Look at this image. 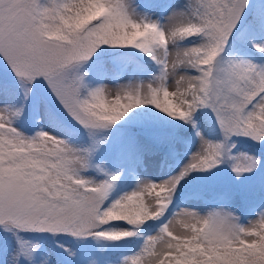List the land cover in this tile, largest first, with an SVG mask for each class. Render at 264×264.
I'll return each mask as SVG.
<instances>
[{"label":"snow or ice","instance_id":"1","mask_svg":"<svg viewBox=\"0 0 264 264\" xmlns=\"http://www.w3.org/2000/svg\"><path fill=\"white\" fill-rule=\"evenodd\" d=\"M69 262L264 264V0H0V264Z\"/></svg>","mask_w":264,"mask_h":264},{"label":"rangeland","instance_id":"2","mask_svg":"<svg viewBox=\"0 0 264 264\" xmlns=\"http://www.w3.org/2000/svg\"><path fill=\"white\" fill-rule=\"evenodd\" d=\"M109 71L112 73H118L119 69L110 68ZM22 130L27 131V129L25 128H22ZM29 134H31V132H29ZM195 149H196V144L193 143L191 148L190 149L188 148L187 155L184 157L182 156V158L176 164L170 163L166 160H161L160 157L157 155L146 154L142 164H140L139 167L137 168V171L141 174L147 175L149 178L156 177V176H159L161 178H167L169 175H174L179 170V168L182 167L183 164L187 162L190 156V153L192 151H195ZM216 175L221 178L222 185L225 189L238 190L239 187H241L246 181V180H242L239 184H236L233 181L231 174L227 169H225L223 172L218 173ZM133 186H134V183L132 179H130V181L127 184H124L123 186H121V189L128 190ZM189 187L191 188L193 194L202 195L207 191L204 185L196 184L194 182H190ZM208 194L210 195L212 194V192ZM210 202H214L213 197ZM176 203L180 204L183 207V206H186L187 204H199L200 201L190 199L188 195L182 192L181 195L177 198ZM237 208L239 209L240 214L248 215V212H247L248 208L244 206L242 207L240 206ZM69 264H72V262H69Z\"/></svg>","mask_w":264,"mask_h":264},{"label":"trees","instance_id":"3","mask_svg":"<svg viewBox=\"0 0 264 264\" xmlns=\"http://www.w3.org/2000/svg\"><path fill=\"white\" fill-rule=\"evenodd\" d=\"M123 131H125V129H117L116 131H114L113 134H112L113 140H115L118 136H120L121 132H123ZM187 149H188V145L186 143H180V144H178L176 146L175 153L176 154L179 153L180 155H184V154H186ZM171 152L172 151L170 150L169 145L165 143V144H161V147H159V144H158L152 151H150L148 153L149 154H158L162 158L172 160L171 159V156H172V153ZM128 180H129V176L126 175L123 178L120 187L123 184H125ZM247 183H248V181H245L244 184L241 187H239L238 190H232V191H239V190H241L245 186V184H247ZM241 205L242 204H241V202L239 200H237V201L234 202V206L235 207H238V206H241Z\"/></svg>","mask_w":264,"mask_h":264}]
</instances>
